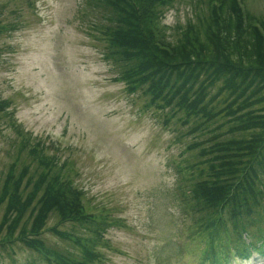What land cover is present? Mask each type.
Here are the masks:
<instances>
[{
	"label": "rangeland",
	"instance_id": "obj_1",
	"mask_svg": "<svg viewBox=\"0 0 264 264\" xmlns=\"http://www.w3.org/2000/svg\"><path fill=\"white\" fill-rule=\"evenodd\" d=\"M207 1L173 0L163 10L169 40L206 11ZM241 1L264 18V0ZM89 12L86 0H0V98L7 101L0 113V187L11 167L16 175L23 165L42 169L21 149L27 138L30 147L40 141L42 156L64 168L92 208L109 217L93 264H226L221 246L217 263H201L204 237L195 215L175 197L178 166L196 153L186 151L192 137L174 119L165 124L168 115L146 108V97L114 81L104 44L90 27L99 22ZM252 220L253 229L264 232V197ZM54 226L52 216L47 228ZM42 238L66 248L49 230ZM12 250L0 251V264H44L20 244ZM254 254L233 264H264Z\"/></svg>",
	"mask_w": 264,
	"mask_h": 264
},
{
	"label": "trees",
	"instance_id": "obj_2",
	"mask_svg": "<svg viewBox=\"0 0 264 264\" xmlns=\"http://www.w3.org/2000/svg\"><path fill=\"white\" fill-rule=\"evenodd\" d=\"M172 2L86 0L92 21L99 22L90 27L104 44L114 81L128 94L146 97V108L168 115L165 124L174 119L193 139L186 151L196 153L178 167L179 202L198 215L204 261L217 263L221 246L228 264V240L240 261L254 253L264 257V232L253 229L252 220L264 197V18L243 9L240 0H209L206 11L169 40L161 17ZM4 31L0 21V35ZM6 108L0 98V113ZM29 141L21 149L42 169L31 172L23 165L19 174L13 167L6 174L0 187V251L12 253L20 244L45 264H93L108 215L103 209L94 215L67 171L42 156L41 143L30 147ZM52 216L68 225L52 229L66 245L62 251L42 238Z\"/></svg>",
	"mask_w": 264,
	"mask_h": 264
}]
</instances>
